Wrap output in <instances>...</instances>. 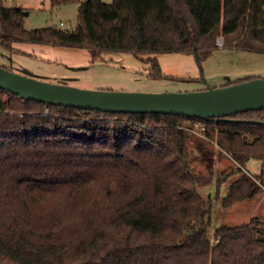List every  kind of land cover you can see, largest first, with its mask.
I'll return each instance as SVG.
<instances>
[{
    "label": "trees",
    "instance_id": "trees-1",
    "mask_svg": "<svg viewBox=\"0 0 264 264\" xmlns=\"http://www.w3.org/2000/svg\"><path fill=\"white\" fill-rule=\"evenodd\" d=\"M51 2H79L74 30L28 29L23 8L0 0L1 40L86 47L93 59L130 51L154 78L167 76L155 53L201 60L219 37L264 53V0ZM195 120L237 163L222 204L254 197L264 188V108L201 119L57 105L0 88V264H264V219L209 234L211 207L187 159ZM251 159L261 161L258 175L244 169Z\"/></svg>",
    "mask_w": 264,
    "mask_h": 264
},
{
    "label": "rangeland",
    "instance_id": "rangeland-1",
    "mask_svg": "<svg viewBox=\"0 0 264 264\" xmlns=\"http://www.w3.org/2000/svg\"><path fill=\"white\" fill-rule=\"evenodd\" d=\"M3 3L8 7L23 8V24L28 29L55 26L71 31L79 22V2L56 6H52L51 0H3ZM217 44L201 60L195 51L155 53L163 73L171 76L162 78L151 77L150 63L130 51L106 50L93 59L86 47L20 39L2 41L1 37L0 65L14 71L26 69L30 74L52 82H56L57 76H64L71 77L68 82L79 87L125 91H192L203 89L208 84L221 86L246 76L264 77L263 52L223 46L222 37H219ZM148 55L143 54L144 57ZM187 151L198 190L206 198L207 206L211 207L207 216L211 237L215 229L223 224L239 225L255 217L264 219V188L250 199L236 201L229 206L222 204V196L238 176L237 163L222 152L215 141L190 132ZM244 169L258 175L261 161L251 159ZM221 177L227 178L218 188L217 181ZM192 224L196 228L200 222Z\"/></svg>",
    "mask_w": 264,
    "mask_h": 264
},
{
    "label": "water",
    "instance_id": "water-1",
    "mask_svg": "<svg viewBox=\"0 0 264 264\" xmlns=\"http://www.w3.org/2000/svg\"><path fill=\"white\" fill-rule=\"evenodd\" d=\"M68 80L52 82L30 74L26 69L14 71L0 65L1 89L57 105L109 112L182 114L201 119L264 108V77L221 86L208 84L203 89L181 92L84 88L72 85Z\"/></svg>",
    "mask_w": 264,
    "mask_h": 264
},
{
    "label": "built area",
    "instance_id": "built-area-1",
    "mask_svg": "<svg viewBox=\"0 0 264 264\" xmlns=\"http://www.w3.org/2000/svg\"><path fill=\"white\" fill-rule=\"evenodd\" d=\"M48 112V110L46 111ZM189 131H191L192 133L205 138V139H209L205 133L206 130V125L202 122L199 121H193V125H190L188 127H186Z\"/></svg>",
    "mask_w": 264,
    "mask_h": 264
},
{
    "label": "crops",
    "instance_id": "crops-1",
    "mask_svg": "<svg viewBox=\"0 0 264 264\" xmlns=\"http://www.w3.org/2000/svg\"><path fill=\"white\" fill-rule=\"evenodd\" d=\"M57 77H58V79L56 81H60V80H63V79H69V80L71 79V77H64V76H57Z\"/></svg>",
    "mask_w": 264,
    "mask_h": 264
}]
</instances>
